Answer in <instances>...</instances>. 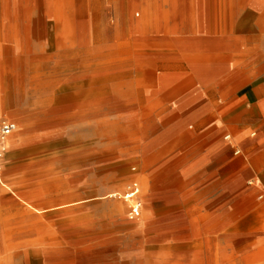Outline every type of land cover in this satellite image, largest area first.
<instances>
[{"label": "rangeland", "instance_id": "obj_1", "mask_svg": "<svg viewBox=\"0 0 264 264\" xmlns=\"http://www.w3.org/2000/svg\"><path fill=\"white\" fill-rule=\"evenodd\" d=\"M3 2L0 0V64L7 62L15 66L13 74L25 89V107L39 124L35 133L27 136L23 123L18 140L12 143L10 139L0 165V186L3 187L0 228L15 233L13 245L17 248L0 247L7 264L15 255L22 264H36L37 260L50 264V260L55 263L54 257L61 260L59 254H70L71 262L66 264H79L83 258L100 260L98 263L103 264H157L164 256V242L170 239L166 232L172 224V230L177 228L174 224L178 222L186 224V240L191 245L173 252L174 255L182 252L192 256L201 249L203 254H232L230 239L264 237V157L257 158L260 152L254 151L264 136L262 109L258 107L264 99V57L254 61L243 59V68L253 74L250 81L222 83L226 102L243 89L257 92V102L253 99L246 103L252 109L251 115L234 112L226 117L221 133L226 143L225 158L219 164L207 153V135L206 138L191 137L188 142L161 137L158 142L150 138L140 143L139 126L149 116L132 114L131 108L121 109L117 104L121 97H128L127 101L136 102L135 107L140 111L153 101L140 100L141 94L148 95L158 89L137 75L139 55L129 53L125 44L128 35L136 32L131 26L133 18L142 19L139 12L144 9V0H137L135 4L132 0H65L64 12L59 0H30L32 9L29 18L24 19L29 24L27 29L23 27V20L14 17ZM256 30L260 49L253 54L264 52V31L257 26ZM183 52L175 45L162 48L157 55L156 72L182 74L187 80L192 74V65L199 62L185 61ZM189 55L192 58V51ZM166 59L180 62L168 66L162 62ZM234 62L228 60L225 64ZM84 80L90 82L81 83ZM0 86L9 94L10 109L12 103L15 105V93L1 72ZM73 92L80 94L79 99L72 98ZM181 98L182 95L169 99L164 105L161 102L150 110L160 122L159 134L165 132L167 119L180 117L181 110L172 105L179 104ZM221 100L217 96L212 103L222 107ZM204 102L211 104V96L201 99L198 105ZM92 107L96 118L88 111ZM199 122L191 121L186 129L202 133L217 127L216 122L214 125L208 122L203 128ZM180 132H176L177 136ZM252 132L256 133L254 137ZM227 134L237 139L226 140ZM241 134L246 136L244 141H239ZM236 150L241 151L236 154ZM174 159H181L176 169L180 182L157 186L154 177ZM21 178H28L38 189L57 187L42 199L48 204L80 197L86 200L76 209L34 224L36 221L26 213L27 205L2 192L10 189L8 185L18 186ZM143 181L149 184L147 193L154 201L151 219L147 217L149 209L143 192L136 199L142 204L139 216L132 215V203L124 198L112 202L100 199L110 189L141 188ZM236 188L251 195L252 209L258 211L253 219H247L244 214L233 217L235 207L231 196ZM130 222H146L145 230L132 231L128 228ZM236 225L240 232L234 237L231 233H235ZM63 242L66 252H62ZM197 242L203 243V248L195 247ZM155 246L161 248L154 249ZM238 254H264V245L258 241ZM224 264L245 263L234 259Z\"/></svg>", "mask_w": 264, "mask_h": 264}, {"label": "bare ground", "instance_id": "obj_2", "mask_svg": "<svg viewBox=\"0 0 264 264\" xmlns=\"http://www.w3.org/2000/svg\"><path fill=\"white\" fill-rule=\"evenodd\" d=\"M4 2L3 6L6 5L8 11L11 12L14 17L23 20V27L27 29L29 24L24 22V19L25 17L29 18L32 9L33 4L30 3V0H4ZM60 2L64 12L65 0H59V4ZM136 2L137 0H132V4ZM144 4L145 6L142 13L139 12V14L142 15V19L133 18L132 21L131 26L135 28L134 30H136V32H132L128 35V40L125 44L127 45L126 47L129 53L132 52L139 55L138 64L135 68L137 75L139 74L144 82L146 81V83L148 82L149 84L153 83L158 89L157 92L150 93L148 91V95H144V92L141 94L140 100L149 99V101H153L151 106L140 109V111L138 107H135L137 106L136 102L127 101L128 97H121L117 104L121 109L131 108L129 112L132 114L149 116L147 120L139 126L140 143H145L146 140H150V138L153 139V142H158L161 137L171 140L179 138V141L185 140V142H188L191 137L194 139L199 137L202 138L203 135L192 134L189 128L186 129L187 124L195 120L198 122L200 121L199 124L203 126L207 121L205 115L209 109L213 112H218V104L212 102L217 96H221V101L224 103L226 102L227 96L223 93V82L230 80L235 83H238L237 81L245 83L251 80L253 74L250 70L247 71L243 68L245 67V64L243 65L242 63L244 62L243 59L254 61L256 59L261 60L264 57V52L253 54V51L260 49L258 37L256 36V26L260 28L261 32L264 31V0H144ZM132 8H134V6ZM237 9L240 11H237ZM4 10L7 11L6 8H4ZM135 13H137V10ZM237 35L241 36L238 38ZM169 45H175L177 48H181V50L185 51L182 53V57L185 61L190 62L193 60L199 62L192 65V74L187 80L183 78L182 74L178 75L169 72L160 74L156 72V65L159 60L157 55H159L162 48ZM187 51L189 53L192 51V58ZM147 55L149 57H146ZM228 60H234L235 62L232 65H226L225 62ZM162 62H165L168 66H172V64L179 65L180 61L177 59H166L162 60ZM14 67V65H10L7 62H2V64H0L1 74L5 77L7 82L11 84L15 93V105L12 103L11 108L8 109L4 108L6 105L1 103V107H3L6 113L8 112L7 114L11 118L20 122L22 126L24 123L25 135L31 136L35 133L39 124L37 123V118H35L32 113H29L27 106L25 107V89L21 80L16 78L13 74ZM89 82L90 80H84L81 83L88 84ZM157 93H159V95H156ZM73 94V96L71 95L73 99H79V93L73 92ZM240 94L241 96L238 97L235 96L233 98L232 96L227 103V107L230 105L236 111L243 113V116L251 115L252 109L246 106V103L251 101L249 95L242 92ZM84 95L87 94H83V96ZM181 95L182 100L180 103L172 105L174 108L181 110V113L178 114L180 117L167 119L165 123V127H167L165 132L159 134L158 125L160 122L154 115H151L150 110L156 109L157 106L161 105V102L162 105H164V102L167 100ZM209 96H211V104L204 102L202 105H198L201 103V99ZM219 107H221V105ZM260 108L264 111L263 101L260 102ZM88 109H90L88 111L92 114V117L96 118L97 113L94 111L93 107ZM101 113L100 111L99 114L101 115ZM168 114L169 113H165V115ZM247 119L246 117V120ZM246 120L244 121L245 125L247 122ZM118 125L120 127L123 126V124L120 123H118ZM108 127L112 128V124H108ZM22 129L11 136L10 139L12 143H16ZM179 131H181L179 133L180 135L177 136L176 132ZM255 134L256 133L252 132L251 136L254 137ZM232 138L237 139V137H233L232 134L225 135L226 140H231ZM238 138L239 141H244L246 136L241 134L238 135ZM24 146H26V144ZM240 151L241 150H236L235 153L239 154ZM111 152H113V150ZM180 164L181 159L172 161L162 172L156 174L154 177L155 184L162 187L169 183H179L181 176L176 174V169H178ZM172 173L175 175L173 176ZM240 183H243L242 178L240 179ZM61 185L62 184H60L59 187ZM63 185L61 187H63ZM14 186L8 185L10 189H6L2 192H4L5 195H7V193L10 194L14 200L21 199L27 205L26 213L29 214L30 218L36 221L34 224L46 222L49 220V217L54 214L76 209L78 204L86 200V198L80 197L78 199L65 200L57 204H48L42 199L55 191L57 187L51 186L38 189L34 187L33 183L29 182L28 178H21L18 181V186ZM149 188V184L143 181L141 183V188L137 186L134 189L126 191L122 188L110 189L102 194L100 199L112 202L114 199L124 198L132 203L134 207H138L139 203L136 201V199H138L137 195L143 192L145 194V206L149 209L147 217L151 219L153 216L152 205L154 201L147 193ZM2 189L3 187L0 186V191ZM231 197L234 198L235 207L233 210V217L237 218L238 215L244 214L247 219H253L257 216L258 211L252 209L253 200L251 195L236 188ZM141 206L142 204H139V207ZM138 210L140 211V209ZM129 224L128 228L137 232L145 230L143 226L146 225V222H140L138 224L136 222H130ZM174 225H178V227H174L172 230V224L169 231L166 232L170 234V236H168L170 239L164 242V256L157 264H224L226 261L230 262L234 259H239L245 264H264V254H259L258 256L256 254H238L258 241L261 245H264V237L259 240L235 237L240 232L237 228L238 225L234 227L235 233H233V231L231 233V236L234 235L235 237L230 239L231 243L229 244V248L232 249V254H203L201 249L203 248V243L197 242L194 243V246L201 249L198 254L189 256L181 252L180 254L174 255L173 252L187 249L191 245L186 240L188 238L186 232L188 228L186 224L178 222ZM149 237L150 236H148V238ZM15 239V233L10 229L0 228V247L10 245L11 248L17 250L15 245H13L15 244ZM63 245L64 248L62 252H66L67 247H65L64 242ZM157 247L158 246H155L154 249H157ZM160 248L161 247H158V249ZM219 248L222 250L221 247ZM69 255L70 254H59L61 260L54 257L55 263H52L51 260L49 263L66 264L67 261L71 262V260H69ZM35 262L36 264H45L44 260H37ZM98 262L101 261L98 260L96 262V259L93 261L90 258L89 260L83 258L79 261V264H96ZM10 264L22 263L20 258L15 255V258H11ZM26 264L33 263L27 262Z\"/></svg>", "mask_w": 264, "mask_h": 264}, {"label": "crops", "instance_id": "obj_3", "mask_svg": "<svg viewBox=\"0 0 264 264\" xmlns=\"http://www.w3.org/2000/svg\"><path fill=\"white\" fill-rule=\"evenodd\" d=\"M0 88H1V86H0ZM1 89H3V88H1ZM6 92V91H5ZM193 93V92H192ZM223 93H225V91H223ZM241 93V92H240ZM239 93V95H235V96H241V94ZM242 93H245L246 95H249V98L251 99V101L254 99L255 100V102H257V98H256V94L255 93H257V92H255V91H253V92H251V90L250 89H243L242 90ZM253 94V95H252ZM234 96V95H233ZM232 98V97H231ZM234 98V97H233ZM261 101H263L264 102V99L263 100H261ZM260 101V102H261ZM260 102H259V105H258V107L260 108ZM227 103L228 102H223V104L224 105H222V107H218V112H213V111H211V113H210V111L208 110L207 112H206V119H207V121H206V123L202 126L203 128H205L206 127V124L209 122V123H211V122H213V125L215 124V122L218 124H216L215 126H217V127H214V128H212V129H208L207 130V132L206 131H203L202 133H197V132H193L195 135H203V138H206L205 136L207 135V139H208V147H207V153H209L211 156H212V158H213V160L214 161H216L217 163H221L223 160H224V158H225V154H224V151H223V149H224V146H225V141H223L222 140V138H221V133H222V124L225 122V120H226V117H228L229 116V114L231 115V114H234V112L235 113H241L240 111H236L233 107H231L230 105L227 107ZM249 105V104H248ZM247 105V106H248ZM248 108H250L251 109V107L250 106H248ZM260 110H261V108H260ZM215 115H217V116H215ZM208 116H211L210 118L208 117ZM213 117V118H212ZM223 117V118H222ZM261 119H264V112H262V110H261ZM17 121V120H16ZM223 121V122H222ZM20 123V122H19ZM21 124V123H20ZM22 124H21V129H22ZM20 129V130H21ZM20 130H18V131H20ZM18 131H16V132H14L13 134H15V133H17ZM192 133V134H193ZM12 134V135H13ZM11 135V136H12ZM256 135V134H255ZM11 136L9 137V140H8V145H9V141H10V138H11ZM263 140H262V143H259V144H257V145H255V152H260V153H258L257 154V158H258V156L260 155L261 157H264V136H263V138H262ZM211 140V141H210ZM216 145H217V147H218V149H216ZM209 154H207V155H209ZM5 158V157H4ZM3 161H4V159H3ZM2 161V162H3ZM1 162V163H2ZM1 165V164H0ZM219 173L221 174V172L219 171ZM220 174L218 175V177H220ZM222 175V174H221ZM0 255H1V253H0ZM2 256V255H1ZM4 258V260H5V263H6V259H5V257H3ZM7 264V263H6Z\"/></svg>", "mask_w": 264, "mask_h": 264}, {"label": "built area", "instance_id": "obj_4", "mask_svg": "<svg viewBox=\"0 0 264 264\" xmlns=\"http://www.w3.org/2000/svg\"><path fill=\"white\" fill-rule=\"evenodd\" d=\"M1 103L6 105L4 108H8L10 106L9 94L0 88V164L7 154L9 137L14 132L21 129V124L15 119L11 118L6 113L3 107H1ZM260 197H263V194H261ZM130 206L133 212L132 215L139 216L140 214V211L138 210L140 209L139 204L138 207H134L133 204ZM0 264H6L3 256L1 255H0Z\"/></svg>", "mask_w": 264, "mask_h": 264}]
</instances>
